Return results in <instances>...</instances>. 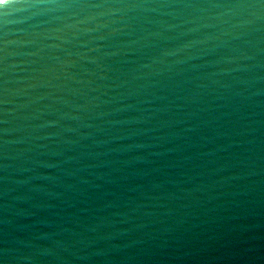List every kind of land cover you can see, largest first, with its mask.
I'll use <instances>...</instances> for the list:
<instances>
[{"label": "water", "instance_id": "1", "mask_svg": "<svg viewBox=\"0 0 264 264\" xmlns=\"http://www.w3.org/2000/svg\"><path fill=\"white\" fill-rule=\"evenodd\" d=\"M0 264H264V0H0Z\"/></svg>", "mask_w": 264, "mask_h": 264}, {"label": "clouds", "instance_id": "2", "mask_svg": "<svg viewBox=\"0 0 264 264\" xmlns=\"http://www.w3.org/2000/svg\"><path fill=\"white\" fill-rule=\"evenodd\" d=\"M6 2H7V0H6Z\"/></svg>", "mask_w": 264, "mask_h": 264}]
</instances>
